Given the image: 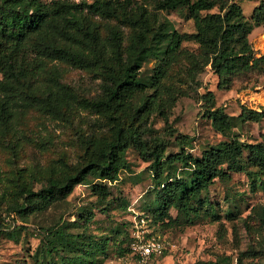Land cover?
<instances>
[{
	"label": "rangeland",
	"instance_id": "1",
	"mask_svg": "<svg viewBox=\"0 0 264 264\" xmlns=\"http://www.w3.org/2000/svg\"><path fill=\"white\" fill-rule=\"evenodd\" d=\"M235 1L243 9L249 41L260 57L264 55V23L254 22L252 12L261 0ZM131 8L145 19L147 27L136 29L144 30L148 37L165 26L183 36L179 51L167 66L162 56L152 55L143 61L139 76L148 88L130 100L140 109L135 126H140L143 138L161 140L168 146L166 153L174 154L182 148L177 137L188 136L191 142L184 148L195 156L232 138L245 143L263 141L264 120L245 124L236 121L232 131L223 135L206 114L204 97L208 91L215 94V108L223 107L232 116L240 114L241 105L264 108V65L238 74L229 88L219 89L217 74L206 64L203 47L195 37L197 25L199 19L219 12V8L197 16L190 13L185 0L170 10L158 9L156 0H132ZM79 17L98 37L104 56L113 54L110 34L114 28L120 31L123 48L129 50L136 29L116 19L92 15L87 9ZM66 44L80 51L98 50ZM102 70L101 62L83 67L49 59L36 81L35 93L46 96L49 90L61 88L52 83L58 81L73 88L78 97H98L103 90ZM162 70L165 76L153 86ZM146 100L150 103L143 106ZM108 133L106 118L77 103L59 116L20 104L6 125L0 124V264H72L70 258L77 255L94 259L83 264H137L125 250L127 235L135 230L145 237L157 236L163 243L164 254L152 264H264L260 213L264 206V171L257 167H249V173L232 172L228 179H216L203 191L201 202L195 203L196 212L187 214L171 208L159 216L151 162L131 147L125 154L128 168L118 181L108 183L110 195L105 201L93 190V184L100 180L89 175L88 181L77 185L65 200L25 217L15 211L24 201V187L38 191L50 175L75 172L85 163L87 143ZM179 168L176 173L181 172ZM55 233L60 235L52 240ZM53 241L57 248H53ZM96 243L100 244L98 249H85Z\"/></svg>",
	"mask_w": 264,
	"mask_h": 264
},
{
	"label": "trees",
	"instance_id": "2",
	"mask_svg": "<svg viewBox=\"0 0 264 264\" xmlns=\"http://www.w3.org/2000/svg\"><path fill=\"white\" fill-rule=\"evenodd\" d=\"M132 0H0V124L6 125L13 116L14 108L31 104L49 114L59 116L67 113L68 107L77 103L80 107L107 119L108 136L92 140L85 149V163L75 172L59 171L50 175L48 182L40 190L22 189V206L15 209L22 216L46 209L51 204L65 200L75 187L88 181L89 175L96 176L100 183L93 184V190L101 200L110 195L108 183L120 179V174L128 168L125 154L131 147L139 150L144 160L150 161L156 193L155 205L159 216L171 208L187 214L198 210L203 191L216 179H228L232 172L249 173V167L264 171V140L245 143L237 138L220 142L204 149L201 156H195L184 146L190 145L188 136L179 135L180 152L167 154V144L155 139L150 142L143 138L135 119L140 109L133 106L134 98L147 90L148 85L139 76L143 61L150 56L163 58L164 65L174 58L183 36L174 28L163 27L148 37L142 15L134 13ZM157 8L170 10L180 0H156ZM251 1V0H250ZM194 16L203 11L219 8L217 13H207L198 21L196 39L201 43L210 64L217 74L219 89L229 88L235 76L264 65V55L257 57L249 41L250 30L243 9L238 1L228 0H185ZM88 13L103 18L116 19L136 32L129 50L123 48L119 29H112L110 40L112 56L106 57L99 50L98 37L80 19ZM252 19L257 24L264 23V0L253 9ZM66 42L89 46L90 51L71 48ZM49 59L66 61L77 66L88 67L101 62L103 85L102 94L95 98L78 97L71 87H64L58 81L53 85L61 87L49 90L46 96L35 93L36 81L41 77ZM166 60V61H165ZM165 76L160 71L155 76L159 84ZM54 91V92H53ZM207 116L214 128L227 135L235 122H261L264 108L241 105L237 116L228 114L223 107L214 106L215 94H205ZM150 103L144 102L145 106ZM30 106V105H29ZM142 106V107H143ZM136 114V115H135ZM180 173H176L178 168ZM179 168V169H180ZM156 213L157 210L153 209ZM264 223V206L260 210ZM146 216V215H144ZM148 217V216H146ZM60 234L55 233V240ZM125 239H122V243ZM130 233L126 238V253H131ZM77 246L79 245L76 243ZM53 248H57L53 241ZM100 244H92L86 250L98 249ZM52 250V249H51ZM83 256L70 258L72 264L93 262Z\"/></svg>",
	"mask_w": 264,
	"mask_h": 264
},
{
	"label": "built area",
	"instance_id": "3",
	"mask_svg": "<svg viewBox=\"0 0 264 264\" xmlns=\"http://www.w3.org/2000/svg\"><path fill=\"white\" fill-rule=\"evenodd\" d=\"M79 2L80 0H76ZM145 219H142V222ZM130 247L132 255L137 260V264H152V261L164 254L165 247L157 236L145 237L140 231L135 230L130 233Z\"/></svg>",
	"mask_w": 264,
	"mask_h": 264
}]
</instances>
